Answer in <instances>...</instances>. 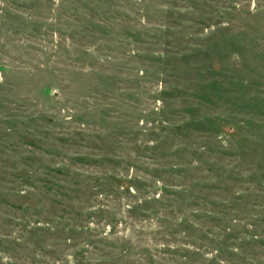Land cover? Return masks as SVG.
Instances as JSON below:
<instances>
[{
	"label": "rangeland",
	"instance_id": "obj_1",
	"mask_svg": "<svg viewBox=\"0 0 264 264\" xmlns=\"http://www.w3.org/2000/svg\"><path fill=\"white\" fill-rule=\"evenodd\" d=\"M0 264H264V0H0Z\"/></svg>",
	"mask_w": 264,
	"mask_h": 264
}]
</instances>
